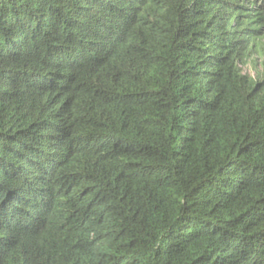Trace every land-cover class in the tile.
Returning <instances> with one entry per match:
<instances>
[{"label": "trees", "instance_id": "obj_1", "mask_svg": "<svg viewBox=\"0 0 264 264\" xmlns=\"http://www.w3.org/2000/svg\"><path fill=\"white\" fill-rule=\"evenodd\" d=\"M0 264H264V0H0Z\"/></svg>", "mask_w": 264, "mask_h": 264}, {"label": "rangeland", "instance_id": "obj_2", "mask_svg": "<svg viewBox=\"0 0 264 264\" xmlns=\"http://www.w3.org/2000/svg\"><path fill=\"white\" fill-rule=\"evenodd\" d=\"M260 64H261V62H260ZM245 72H246V74H253L254 73V70H253V67H251V68H246L245 69Z\"/></svg>", "mask_w": 264, "mask_h": 264}]
</instances>
